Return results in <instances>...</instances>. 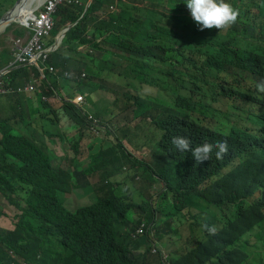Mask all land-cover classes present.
<instances>
[{
  "label": "clouds",
  "instance_id": "9594fccd",
  "mask_svg": "<svg viewBox=\"0 0 264 264\" xmlns=\"http://www.w3.org/2000/svg\"><path fill=\"white\" fill-rule=\"evenodd\" d=\"M26 1L0 0V141L3 133L9 132L35 143L51 161L54 172L67 181L58 195L63 208L74 216L95 207L109 226H82L78 236L92 253L84 252L82 259L71 257L67 264H195L190 257L193 249L204 242V232H218L217 228H208V223L220 218L240 237L247 263L264 264V0H100L93 11L95 0H30L31 11L22 20L16 11L21 16ZM119 4L137 7L132 36L128 35L127 23L118 20ZM61 7L82 11L57 27ZM173 13L180 14L182 21H171ZM84 19L88 22L83 23ZM192 63L215 68L209 83L200 85L196 78L178 75L192 68ZM117 79L124 86L121 93L102 92L98 102L117 106L134 98L141 109L135 120L128 110L121 109L115 117L106 119L88 109V96ZM146 86L150 89H144ZM192 107L197 108L192 111ZM72 116L79 117L80 122ZM129 121L152 123L159 131L157 137L144 139V153L126 149L118 142ZM35 123L53 128L41 132L26 128ZM162 126L183 129L201 144L192 147L191 141L182 136L171 141L180 153L193 157L209 186L227 193L220 207L203 199L188 206L181 195L170 192L161 174L176 161L161 148L166 134ZM78 127L82 134L70 146V162L81 159L77 156L85 140L90 144L96 141L91 150L97 143L111 142L108 159L127 160L122 172H131L129 176L139 182L135 169L146 167L159 181L150 199L152 210L118 200L114 192L107 191L104 199L92 205L70 209L68 204L79 202L75 195L81 196L75 191L83 192L90 183L93 185L88 180L92 162L82 170L65 168L61 163V146L67 140L63 133L78 131ZM14 129L21 134H14ZM109 136L114 143L105 139ZM132 139L139 140V132H133ZM151 143L154 147L159 143V158L164 160L161 164L155 162ZM91 150L86 158L92 161ZM86 196L80 201L86 202ZM20 203L26 207L24 201ZM101 203L124 207L125 212L111 214L97 207ZM164 203L175 211L177 224L191 233L181 245L177 224L162 222L164 212L160 207ZM130 210L139 217L136 226H130ZM186 211L193 219H201L196 230L192 228L195 225L186 223ZM21 214L15 205L0 201V230H15ZM167 237L166 247L160 246ZM110 248L122 252L114 255ZM0 253L8 255V264H44L40 254L31 256L15 248L0 249Z\"/></svg>",
  "mask_w": 264,
  "mask_h": 264
},
{
  "label": "trees",
  "instance_id": "16d2710c",
  "mask_svg": "<svg viewBox=\"0 0 264 264\" xmlns=\"http://www.w3.org/2000/svg\"><path fill=\"white\" fill-rule=\"evenodd\" d=\"M102 1L113 2V0ZM99 3L100 0H95L91 10H95ZM118 6L121 8L118 20L127 23L130 31L128 35L132 36L133 11L137 7L127 4ZM81 11L80 8L61 7L57 27L63 26L69 18L80 15ZM170 18L174 22H181L183 19L178 13H173ZM82 22L87 23L88 19H84ZM192 65L193 67L187 68L185 73L182 70L179 71L178 75L196 78V82L200 85L209 83L215 68L205 64L201 67L196 66L195 63ZM43 106L45 105L43 104ZM196 108L192 107V111ZM72 117L75 121L80 122L79 117ZM190 126L191 123L188 124V128ZM162 127L166 134L161 148L176 161L174 166L165 169L161 174L162 179L168 182L170 192L181 195L183 203L188 206L198 199H203L211 205L220 207L221 200L227 193L209 186L204 172L195 165L193 157L180 153L171 141L175 136H182L191 141L192 147L201 144L183 129ZM0 146L2 147L0 152V194L3 195L0 196V201H3L4 205H15L22 211L15 230H0V249L4 251L15 248L31 256L40 254L44 259V264H67L71 257L82 259L84 252L92 253L90 246L78 236V230L88 223H97L104 229L109 228L97 213L96 208L83 210L74 216L63 208L59 203L58 195L67 185V181L54 172L51 161L35 143L4 132ZM24 186H27L28 191ZM20 189L23 192H20ZM20 200L26 203V207L22 206ZM99 206L107 209L111 214L119 211L125 212V208L121 206L102 203L97 207ZM241 207L248 209L245 204H241ZM91 212L94 215L90 214ZM208 228H217L218 232L214 235L203 233L204 242H198L190 255L195 264H207L215 260L219 264H248V255L245 252V247L240 243V237L223 218L217 222L208 223ZM109 243H112L111 239H109ZM110 251L114 255H119L122 252L113 251L111 248ZM8 263V255L0 253V264Z\"/></svg>",
  "mask_w": 264,
  "mask_h": 264
},
{
  "label": "rangeland",
  "instance_id": "374dc122",
  "mask_svg": "<svg viewBox=\"0 0 264 264\" xmlns=\"http://www.w3.org/2000/svg\"><path fill=\"white\" fill-rule=\"evenodd\" d=\"M134 69L131 68L130 73L131 75H134ZM133 77V76H132ZM115 87L116 89H114ZM124 88L121 79H117L115 82L109 84L104 89L99 90L97 89L95 93L88 96L89 101V107L88 109L96 116H101L103 118H112L115 117L116 114L119 113V110H128L129 114L132 115V117L135 118L138 116V114L141 112V109L136 106V102L134 98H131L130 101H126L123 103H120L119 105H104L98 102V99L102 96V92L109 93L110 91H113L115 94L121 93V90ZM144 89H150L149 86L144 87ZM139 93H141V89L138 88L137 90ZM147 94H151V91L149 90ZM8 109V108H7ZM146 110V107L144 108V111ZM143 111V112H144ZM3 114V112H0V116ZM19 113H15V116L19 117ZM36 117L34 118V120ZM120 123H116V126H119ZM39 127V128H37ZM27 129L34 131H50L53 126L50 124L45 123H35L34 125H28L26 127ZM23 131V129H21ZM67 131V130H65ZM91 131V130H90ZM139 132V140L134 141L132 139L133 132ZM12 132L16 135H20V131L18 129L12 130ZM25 133V132H24ZM159 131L156 129L155 126L152 125V123L147 122H127L125 124V135L120 137L119 141L123 144V146L127 149L129 148L131 151H134L136 153H144L141 151L144 145V139L147 137L155 138L157 137ZM82 134V130L79 129L78 131H70V132H64L63 135L67 138L65 143L61 146V152L62 159L61 163L65 168L70 167H82L79 170H82L84 167L90 164L92 162L93 167L91 168L92 175L89 173L90 176H88V180L92 181L93 185L91 183L83 189L84 193H87L86 196L82 191H75L77 194L81 196L75 195L76 199L79 201L76 204L71 203L68 204L67 200L65 199V203H67L70 206V209L76 210L80 207L92 205L96 203L97 199H104L106 192H114L116 194V197L118 200H123L128 203H134L138 206H146L149 207L150 210H152L153 202L151 199L152 192L156 188L157 184H160L159 181L152 178L151 173L148 171V169L145 167L141 170L137 167L135 169V172L138 173L140 176V181L135 182L129 175H131V172L124 173L122 172L121 168L124 164H127V160L125 157L120 158L116 161L111 162L108 158L110 156V147L112 148L113 145L111 142H105V143H97L96 147H94V150H91L93 147V144L96 142L94 141L93 144H90V140H85V144L81 151H79V154L77 157L81 156V159L76 158V161L74 163L70 162L71 158V151L70 146H72L75 142H78L79 137ZM91 134L96 136L95 133L91 131ZM101 135L106 136L104 131L101 132ZM92 137V136H91ZM97 137V136H96ZM92 139V138H91ZM105 139H108L110 141H113V137L109 136ZM117 140V139H116ZM159 144V143H158ZM154 145L151 143L150 148L153 150L155 148L156 153V160L155 162L157 164H161L164 160H161L159 158V155H162L159 146ZM88 149L91 150L89 153V156L92 157V161L89 158H86L88 155ZM116 150H114L115 152ZM128 171V169H126ZM136 175V176H138ZM113 190V191H111ZM162 191V190H161ZM74 192V194H75ZM86 196V202L80 201L83 197ZM155 197L156 195L153 194ZM87 204V205H85ZM78 207V208H76ZM161 211L164 212V216L162 218V222H169L171 224H177V219H175V211L169 207L167 203H164L161 207ZM202 210H205V206H201ZM148 210V212H150ZM213 213V210L209 211V214L211 215ZM127 217L129 220H131V225H137L139 217L137 213H135L134 210H130L127 213ZM145 218V217H144ZM160 217L158 218V220ZM157 218L156 221L158 222ZM185 220L186 223L195 225L192 228L196 230V226H198L200 223H202L200 218L193 219L192 216L186 211L185 212ZM178 227V239L181 245V242L186 241L189 236L191 235L190 231L181 226V224H177L176 230ZM142 242H147L146 238H142ZM170 240L169 237L165 238V240L160 244L162 247H166L167 242ZM146 246V245H145ZM156 264V263H155ZM255 264V263H254Z\"/></svg>",
  "mask_w": 264,
  "mask_h": 264
},
{
  "label": "bare ground",
  "instance_id": "6f19581e",
  "mask_svg": "<svg viewBox=\"0 0 264 264\" xmlns=\"http://www.w3.org/2000/svg\"><path fill=\"white\" fill-rule=\"evenodd\" d=\"M29 1L30 0H27L23 6L21 7L22 8V11H21V16H19L18 12L16 11L17 13V16L22 19V20H25L26 19V16L29 14V12L31 11V7L29 5Z\"/></svg>",
  "mask_w": 264,
  "mask_h": 264
},
{
  "label": "crops",
  "instance_id": "0c3cea01",
  "mask_svg": "<svg viewBox=\"0 0 264 264\" xmlns=\"http://www.w3.org/2000/svg\"><path fill=\"white\" fill-rule=\"evenodd\" d=\"M1 47H2V43H1V40H0V49H1Z\"/></svg>",
  "mask_w": 264,
  "mask_h": 264
}]
</instances>
